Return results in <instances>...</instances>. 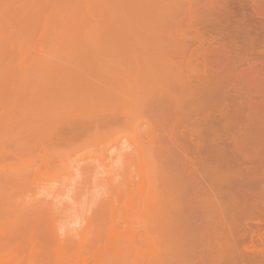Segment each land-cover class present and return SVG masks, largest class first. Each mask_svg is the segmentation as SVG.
Masks as SVG:
<instances>
[{
	"label": "rangeland",
	"instance_id": "374dc122",
	"mask_svg": "<svg viewBox=\"0 0 264 264\" xmlns=\"http://www.w3.org/2000/svg\"><path fill=\"white\" fill-rule=\"evenodd\" d=\"M0 215V264H264V0H0Z\"/></svg>",
	"mask_w": 264,
	"mask_h": 264
},
{
	"label": "bare ground",
	"instance_id": "6f19581e",
	"mask_svg": "<svg viewBox=\"0 0 264 264\" xmlns=\"http://www.w3.org/2000/svg\"><path fill=\"white\" fill-rule=\"evenodd\" d=\"M0 216H1V215H0ZM2 217H3V216H2ZM2 219H4V220H5V217H4V218H2ZM7 221H8V219H7ZM0 222H1V218H0ZM11 222H12V221H11ZM1 223H2V222H1ZM1 223H0V226H1ZM3 223H4V222H3ZM3 223H2V225H3V226H5V224H7V223H5V224H3ZM1 230H2V229H1ZM10 230H11V229H10ZM12 233L14 234V232H12ZM10 253H11V251H10ZM58 253H59V252H58ZM3 263H4V262H3ZM3 263H2V264H3Z\"/></svg>",
	"mask_w": 264,
	"mask_h": 264
}]
</instances>
